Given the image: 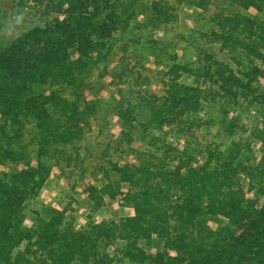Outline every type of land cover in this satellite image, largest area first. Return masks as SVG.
<instances>
[{
  "label": "trees",
  "instance_id": "trees-1",
  "mask_svg": "<svg viewBox=\"0 0 264 264\" xmlns=\"http://www.w3.org/2000/svg\"><path fill=\"white\" fill-rule=\"evenodd\" d=\"M184 1L207 11L213 0H153V22H177ZM216 2L207 36L232 62L205 50L196 60L168 65L163 92L141 94L137 102L122 96L128 104L122 116L143 133L183 130L186 116L206 102L264 106V0ZM136 4L48 0L44 25L0 44V264H144L148 258L153 264H264V125L256 132L263 153L254 163L239 162L237 149L226 155L209 148L200 160L163 138L140 163L113 162L102 187H86L88 197L96 210L108 196L132 207V215L77 228L66 209L53 208L51 218L25 225L28 202L53 173L47 160L89 129L91 69L113 52ZM25 136L35 152L22 146ZM154 239L163 249L150 258L143 243Z\"/></svg>",
  "mask_w": 264,
  "mask_h": 264
},
{
  "label": "rangeland",
  "instance_id": "rangeland-1",
  "mask_svg": "<svg viewBox=\"0 0 264 264\" xmlns=\"http://www.w3.org/2000/svg\"><path fill=\"white\" fill-rule=\"evenodd\" d=\"M47 1L0 0V44H7L33 26L44 25L49 12ZM152 1L137 0L130 27L119 35L108 59L91 69L89 80L93 89L89 99L95 106L91 125L81 138L60 146L62 151L47 160L53 173L39 195L27 204V227L34 226L39 218H51L53 208L66 209L77 228L132 215V207L113 202L108 196L104 206L94 209L86 187H102L108 181L107 173L112 174L113 162L140 163L147 149L156 151L161 138L183 145L200 160L209 148L226 155L237 149L241 163H254L261 157L263 148L256 132L264 125V106L257 101L240 99L235 106L227 99L206 102L197 112L186 116L183 130L176 127L166 134L156 129L143 133L142 125L132 124L122 116V108L128 106L122 96L137 102L141 94L163 92L164 71L172 63L196 60L205 50L232 62L231 54L211 43L207 36L214 25L211 15L216 0L207 11L184 1L177 22L159 25L153 22L148 10ZM24 145L35 152L28 136ZM211 226L215 228L216 224ZM122 245L123 242L117 244ZM143 245L150 258L163 249V242L157 239ZM113 249L109 251L119 260L124 258L121 249ZM125 264H131L130 260L126 259ZM144 264L153 262L148 258Z\"/></svg>",
  "mask_w": 264,
  "mask_h": 264
}]
</instances>
